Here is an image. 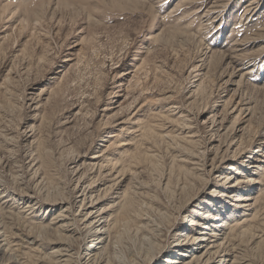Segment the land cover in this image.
I'll return each instance as SVG.
<instances>
[{
	"label": "rangeland",
	"instance_id": "1",
	"mask_svg": "<svg viewBox=\"0 0 264 264\" xmlns=\"http://www.w3.org/2000/svg\"><path fill=\"white\" fill-rule=\"evenodd\" d=\"M261 32L264 0H0V182L8 189L0 196L25 212L7 221V236H38L52 217L46 198L73 199L74 170L101 154L113 174L101 189L117 184L102 207L128 192L111 233L123 264H137L129 249L149 206L160 209L159 229L174 227L173 243L178 223L228 186L223 172L249 171L256 181L241 186L250 207L224 203L233 212L226 233L242 264H264ZM204 152L216 158L207 182L192 176ZM95 172L86 181L99 182ZM20 190L33 194V211L14 200ZM171 198L191 202L178 213ZM85 243L74 247L83 254ZM42 244L36 253L49 256L54 245Z\"/></svg>",
	"mask_w": 264,
	"mask_h": 264
},
{
	"label": "bare ground",
	"instance_id": "2",
	"mask_svg": "<svg viewBox=\"0 0 264 264\" xmlns=\"http://www.w3.org/2000/svg\"><path fill=\"white\" fill-rule=\"evenodd\" d=\"M255 3L256 1H253L251 5ZM213 7L215 6L211 8ZM248 9L246 10V14L248 13ZM255 36V38H264L262 32L260 35ZM247 42L249 43V40L235 43V53L233 55L236 56L239 51L236 49L243 47ZM236 58L237 56L233 59L235 60ZM230 146L229 144L227 150H229ZM205 152L200 157L204 159L201 161V167H195L196 169L193 170L192 176H196L201 181L207 182V175H215L217 170L214 165L216 158L210 161ZM101 157L103 155H96L94 159L98 160L86 165L82 174L83 170L80 172V169L74 170L77 183L73 188V199H50L45 195L47 197L45 203L49 207L44 211H51L52 217L50 220L46 218V221L38 226L39 234L36 237L32 235L31 231L26 232L25 240L21 239L20 235L13 234L7 236V228L10 224L7 221L20 214L24 216L25 212H21L20 208L19 210L16 209L18 207H15L14 204L8 206L3 201L5 198L11 197V195L0 196V264H23L24 256L37 255L38 253L36 252L44 248L42 243L49 246L54 245V247H52L49 256L38 254L39 256L35 260L36 264H72L74 261L80 264H123L125 262L126 254H122L121 249L117 248L116 245L114 246L111 233L115 231L118 223V220L113 221L114 212L117 210L121 214L124 211V199L127 197L128 192L119 193L120 195L116 193L117 197L112 200V203L108 207H102L103 200L101 199L106 197L105 194H114L117 184L114 183L116 182L115 180L109 188L104 189V192L101 189L104 186L102 183L107 179L106 177L113 176V174L106 172L108 169L104 165V161L100 159ZM188 162H193L194 164L190 165L195 166V160L189 158L184 163ZM230 166H233V163L229 165V169ZM250 166L251 169L255 167L257 170L260 169L258 166ZM96 168H98V173L101 176L100 181L97 182L96 179L94 182L89 183L86 180L96 173ZM112 172L110 171V173ZM249 172L247 173L249 176H242L244 179H241L242 177H235L232 173L231 175H225L223 172L222 175H224L225 181L228 182V186L221 189V192L214 190L210 196L211 198L208 200H201L204 208L199 210L196 205L191 211L192 216H189V222L180 221L178 223V229L175 227L174 232H172L174 236L173 243L168 242V236L170 230L174 227L168 228L166 231L161 227L159 229L160 209L149 206L147 208L148 217L145 220L140 219L145 224L137 225V230L133 237L134 242L129 249L130 251H134V258L137 264H242V260L231 249L233 246L232 240L229 239L231 234L226 233L227 217L233 215V212L230 210L224 212L223 209H226L224 203L228 202L227 200L229 199L236 203H232L231 205L239 209L247 210L250 207L248 202L251 190L241 186L245 183L256 181L255 178L257 176ZM105 173L107 175H104ZM237 173L238 171H235V174ZM235 185L239 186V190L236 189ZM186 187L187 185L181 188L180 194L186 193L190 184ZM0 192H8L6 186L2 185L1 182ZM217 193H221L219 194L220 196ZM17 195H12L15 201H23L26 208L30 211L34 210L36 205L33 201V194L30 195L29 192L20 190ZM171 199L174 201L173 204H179L175 199ZM218 199L219 202L217 201ZM181 202L182 204L176 205L177 207L174 205L175 208L172 210L181 213L190 204L191 199ZM60 204H64L63 207ZM217 204H220L219 209H217ZM56 211L57 213L55 214ZM178 231L183 233L177 239L178 235L176 233ZM82 239L86 241L83 254L74 247V243Z\"/></svg>",
	"mask_w": 264,
	"mask_h": 264
}]
</instances>
